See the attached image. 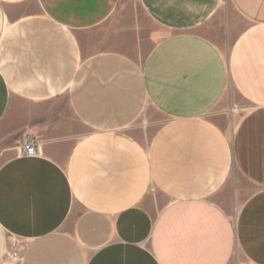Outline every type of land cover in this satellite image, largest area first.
Masks as SVG:
<instances>
[{
	"label": "crops",
	"instance_id": "obj_1",
	"mask_svg": "<svg viewBox=\"0 0 264 264\" xmlns=\"http://www.w3.org/2000/svg\"><path fill=\"white\" fill-rule=\"evenodd\" d=\"M138 3L0 0V264H264V0Z\"/></svg>",
	"mask_w": 264,
	"mask_h": 264
},
{
	"label": "rangeland",
	"instance_id": "obj_2",
	"mask_svg": "<svg viewBox=\"0 0 264 264\" xmlns=\"http://www.w3.org/2000/svg\"><path fill=\"white\" fill-rule=\"evenodd\" d=\"M124 4L127 6V8H130L131 10L134 11L135 16L138 19L145 21V18L139 6L138 0H124ZM215 112H213L211 116L216 115ZM150 116L152 117L151 121H155L154 123L150 125H140V124L138 125L137 123L133 126V128L131 127L130 129L131 132L139 134L141 138H147L148 136H150L152 132H154L157 129L159 122H161V118L158 117V115L151 113ZM140 121L141 120H139V123ZM235 260L237 264H250L249 262L245 261V259H243L241 256H237Z\"/></svg>",
	"mask_w": 264,
	"mask_h": 264
},
{
	"label": "built area",
	"instance_id": "obj_3",
	"mask_svg": "<svg viewBox=\"0 0 264 264\" xmlns=\"http://www.w3.org/2000/svg\"><path fill=\"white\" fill-rule=\"evenodd\" d=\"M19 147H20L21 154L26 155L27 157L36 156L39 154V151H40L38 142L31 135H27L26 137H24ZM20 255H21V252L19 250H11V251H8L6 256L9 260L14 261V260L19 259Z\"/></svg>",
	"mask_w": 264,
	"mask_h": 264
}]
</instances>
